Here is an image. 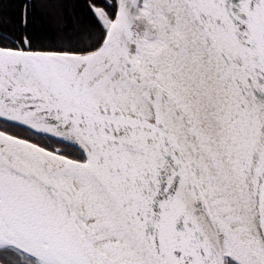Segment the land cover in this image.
Instances as JSON below:
<instances>
[{
  "label": "snow or ice",
  "instance_id": "obj_1",
  "mask_svg": "<svg viewBox=\"0 0 264 264\" xmlns=\"http://www.w3.org/2000/svg\"><path fill=\"white\" fill-rule=\"evenodd\" d=\"M44 7L0 0V264H264V0Z\"/></svg>",
  "mask_w": 264,
  "mask_h": 264
},
{
  "label": "trees",
  "instance_id": "obj_2",
  "mask_svg": "<svg viewBox=\"0 0 264 264\" xmlns=\"http://www.w3.org/2000/svg\"><path fill=\"white\" fill-rule=\"evenodd\" d=\"M44 3L45 7L37 10V16L45 22L47 27L53 30L59 28L67 14L72 12L73 0H44ZM49 4H55V7H48ZM17 10L15 3H6L4 6L6 14L15 15ZM42 13L45 14L42 15Z\"/></svg>",
  "mask_w": 264,
  "mask_h": 264
}]
</instances>
